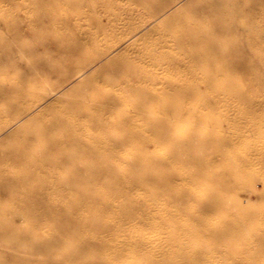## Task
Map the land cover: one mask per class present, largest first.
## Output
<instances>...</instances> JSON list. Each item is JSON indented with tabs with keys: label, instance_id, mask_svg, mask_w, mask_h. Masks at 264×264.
<instances>
[{
	"label": "bare ground",
	"instance_id": "6f19581e",
	"mask_svg": "<svg viewBox=\"0 0 264 264\" xmlns=\"http://www.w3.org/2000/svg\"><path fill=\"white\" fill-rule=\"evenodd\" d=\"M177 3L178 1L174 2L168 10L173 7L175 10ZM166 4V0L158 1L147 9V13L157 20L161 17L158 10ZM241 4L248 6L245 2ZM140 6L145 7L143 3ZM51 8L52 3L41 1L42 14L46 20L57 17L62 21L65 19L63 15L56 14L57 9ZM204 8L205 10L195 12L182 8L174 15H181L182 22L188 21L190 16L201 22L211 12L216 17L225 18L226 12H220L218 4H205ZM257 10L262 11L259 8ZM12 12L18 14L19 9L15 6L9 9L5 18L9 24L14 21ZM239 26L238 30L247 32L250 36L240 45L230 36L227 39L228 50L231 51L230 54L235 52L240 56L251 55V59L238 63L236 69L251 68L253 72L251 75L244 73L239 78H232L228 69L221 65L223 60L217 57L216 49L222 41L209 42L205 29L179 24L176 31L172 32L175 44L166 46L169 56L160 62L157 60L156 46H136L137 37L145 29L144 25L138 26L131 37L128 35L129 38L122 41V48L118 52L110 53V60L117 61L125 49L133 47L139 57L150 55V63L153 65L174 63L179 70H183L189 64H179L182 57L177 48L182 46L198 51L196 61L208 64L204 72L209 76L221 75L225 78V82L221 84L208 79L204 89L196 84V76L193 74L186 84H178L168 79V90L164 92L148 91L147 83L141 84L142 80L141 83L131 82L128 78L100 73L98 69H93L99 61L98 56L91 54L92 52L85 55L92 33L87 35L88 39L74 38L68 42L58 59H36L33 63L38 67L35 70L34 66H19L25 52L32 50L31 46L17 43V33L1 30L0 214L6 212L2 201L5 195L21 196L22 188L31 187L32 195L35 196V189L41 185L44 191L41 199L45 203L43 209L35 213L47 219L43 222H30V234L43 233L45 241L37 252H42L47 259L38 263L31 249L28 254L21 251L24 237L17 221L22 220L25 212L17 210L12 212L16 219L7 218L4 223L0 221V264H77L85 254L74 252L76 245L67 243V238L76 234L80 235L82 247L93 250V260L86 264H125L120 261L125 256L133 259L130 264H264V206H243L238 196L249 185V169L258 167L260 172L256 179L264 180V27H254L253 22H241ZM217 28L227 30L229 27L220 24ZM200 44L204 46L199 47ZM129 62L130 67L136 66L133 60ZM142 64L146 65L143 62ZM25 69L26 72L22 71ZM10 70L20 75L12 78L9 75ZM99 76L103 78L107 88L102 92L92 88L87 95L92 101L102 104L104 112L118 108L126 97L134 98V110L118 122L127 131V135L116 138L108 147H104L101 143L91 144L85 140L79 132L78 119L72 115L42 123L43 113L53 106V103L46 104L50 96L60 93L69 83L80 77L84 81L93 82ZM239 81H244L246 86L237 85ZM43 87L49 88V91L45 89L47 93L34 99L31 93ZM73 88L76 91L78 86ZM162 97L176 99L175 106L181 115H188L187 123L178 125L165 115L163 121L166 127L163 129L150 121L148 124L134 123L135 119L145 118L149 114L148 104L151 101ZM190 98L195 103L186 100ZM18 100H25L32 105L22 107L18 115L10 116L9 108ZM68 104L71 109L83 105V102L75 100L68 101ZM59 127L73 136L70 145L78 148L76 152L80 160L90 156L94 158L87 164L85 171L73 169L67 180H37L34 186H29L23 177L11 175L16 168L25 166L45 172L47 162L54 161L51 142L45 135L47 130ZM7 130L10 131L5 132ZM173 131L174 134L167 139L166 134ZM19 137L21 141L14 143ZM135 138L139 146L137 151H125V144ZM148 142L153 144L152 151L145 147ZM74 159L69 156L66 161L72 165ZM186 164H191L192 167H187ZM219 165L226 170L219 171ZM163 167H172L175 171L166 174L161 170ZM123 169L125 170L122 171ZM100 172L112 177L113 180L110 181L115 182L116 186L92 185V181L99 180L100 175L102 176ZM51 176L52 172H48L43 177ZM83 178L92 180L84 183L86 180H80ZM174 180H179V183L174 184ZM52 192L59 195L57 201L50 199ZM68 192L73 195L71 202L65 200ZM112 194H120L125 198L135 196L136 200L129 202L124 198L122 201H108L107 197ZM162 197L165 202H162ZM95 202L100 205L91 211ZM188 202L195 204L196 208L184 212L176 206L177 203ZM84 209L91 212L83 215ZM136 211L139 214L135 219L132 215ZM210 211L221 213L222 219L207 215ZM104 212H115L117 219L108 224L98 221ZM252 218H256L259 224L251 225ZM68 219L73 226L70 231L66 228ZM133 226L150 230L153 236L140 238L137 233L122 236L125 231L130 232L128 228ZM87 231L94 232L92 235L95 238H87ZM102 231L107 234L100 236ZM190 240L193 243L188 244ZM56 247L62 248L63 252L53 254ZM165 256L171 257L170 262Z\"/></svg>",
	"mask_w": 264,
	"mask_h": 264
},
{
	"label": "rangeland",
	"instance_id": "374dc122",
	"mask_svg": "<svg viewBox=\"0 0 264 264\" xmlns=\"http://www.w3.org/2000/svg\"><path fill=\"white\" fill-rule=\"evenodd\" d=\"M41 1L52 3L51 9H57L56 14L58 16L63 15L65 19L62 21V19H58L57 17L54 19L46 20L42 14L43 11L41 10ZM158 1L161 0H68L67 2L63 0H0V31L3 30L4 32H9L11 34L15 32L18 34H16L17 43L19 42L26 44L29 47L31 46L32 50L26 51L25 55L20 61L19 66L21 68L29 65L34 66V69L37 68L38 66H36L33 62H35L38 58L49 57L58 59L61 53L64 52L65 45L68 42L72 41L74 38L88 39V36L92 33V36L90 35L89 37L91 38V40H89V44L87 43V51H85V55H88L92 52L91 54L98 56L99 61L97 65L93 67V69H98L100 73L128 78L131 82L138 81L141 83L142 80L141 84L147 83V90L151 92L167 91L168 79L174 80L178 84H186L192 74L196 76V84L199 85V88L201 89L205 88V84L208 79L218 84L224 83V76H209L204 72V70H206V68L208 67V64L198 63L196 61V57L198 56L197 50L184 48L182 46H179L177 48L179 55H181L182 57V60L179 62V64H189L188 66H184L183 70H179L177 65L174 63H163L162 66H160L161 64L153 65L150 63V55L147 54L139 57L138 53L135 52L136 50H134L133 47L125 50L123 49L124 54H122L119 59H117V61L110 60V53L118 52L119 48H122L121 46L124 42L123 40H125V38L127 39L131 37L132 33H134V31H136V29L140 25H144L145 29L144 32H141V36L139 35V37H137L136 40L138 41V43L135 40L137 44L135 45L138 48L143 46H156L157 60L160 61L168 58L169 53L166 51V46L175 44V38L172 35V32L176 31L178 25L182 23L187 27H199L201 29H205L207 31V39L209 40V42L215 40L222 41L220 43V46L216 49V55L219 59L223 60L221 65L225 66L228 69V72L232 78H239L244 73L249 75L253 73L251 68H241L242 70L236 69V65L238 63H242L244 60H249L252 58V56L248 54L240 56L235 52L230 54L231 51L229 52L228 50L229 48L227 45V39L230 36H233L235 43L240 45L248 36H250V34H247V32L238 30L241 22H253L254 27H264V19L262 18L264 17V0L263 2L262 0H238L240 3H247L248 8L246 7V5H240L239 2L232 3L229 0H227L226 2L225 0H166L167 4L164 6L162 5V7L158 10L159 14H161V17L155 20L147 13V9L154 6ZM177 1L178 3L175 10L174 7L173 9L168 10V8ZM209 1L210 3H208ZM141 3H143L145 7L140 6ZM205 4H218L219 11L221 12L222 10H224L222 13L226 12L224 15L225 18L216 17L213 12H211L206 19L200 22L198 18H195L194 16L192 17L190 16V14L189 20H184L183 23L180 17L181 15H174L180 12L182 8H189L193 12L200 9L205 10ZM232 5L233 7H231ZM13 6L19 9V13L17 14L16 12H12L14 14V21L12 24H9L5 18L9 13V9ZM256 6L257 9L259 8L262 11L260 12L259 10H257L255 8ZM228 11L230 14L228 13ZM253 13L256 15H253ZM113 20L116 23H114ZM220 24L224 25L226 28H229L227 30L217 28ZM230 29L232 30L229 31ZM94 32L95 34H93ZM93 39L95 40V42ZM161 45H163V47ZM203 46L204 44L199 45V47ZM127 51L129 53H127ZM139 58H141L142 60H139ZM130 60L134 61L136 65L135 67H133V65L130 67ZM141 61L143 63H146V65H143ZM22 71L26 72V69ZM134 73H137L138 75H135ZM9 75L13 78L16 75H20V73L15 72L14 70H10ZM83 77L73 80L65 88H63L60 93L49 97L46 104L53 103V106L50 108V110L43 113L41 121L42 123H45L47 121H53V119L55 118H64L66 115H72L78 119L79 132L83 134L85 140H88L91 144L101 143L102 146L108 147L111 141L127 135V131L118 122L127 113L134 110V98L131 96L129 98L126 97L118 108L110 112H104L103 105L97 101H92L87 93L90 94L92 88H96L97 92L104 91L107 88L105 81L101 76L96 78V80L93 82L84 81ZM145 80H147V82ZM236 84L240 85L241 87L246 86V83L244 81H239ZM74 86H78V89H76V91H74ZM71 88H73V90ZM45 89L49 91V88L43 87L35 90V92H32L31 96L34 99H38L39 96L44 95V93L48 92ZM84 95H87L86 97L88 98H86ZM33 98L32 100H34ZM75 100L80 101L81 103L83 102V105L80 104L69 109L68 101ZM186 100L191 103H195V100L192 98ZM175 101L176 99L171 97H162L157 100L151 101L148 104L150 110L149 114H147L145 118L135 119L134 123L145 122L148 124V122L150 121L154 122L159 128L163 129L166 127V124L163 121L164 115L167 116L170 121L174 123L176 122L178 125L187 123V121L189 120L188 115H181L180 110L177 106H175ZM31 105V103L25 102V100H18L16 103L11 104L8 114L10 116L18 115L22 107ZM88 107L91 108L89 109ZM165 111H167L166 114H164ZM23 130L26 129L23 128ZM9 131L10 130H7L5 132ZM174 132L175 131L167 133L166 138L168 139L169 137H171ZM45 138L51 142L50 148L54 157V161H51L49 163L47 162V164L45 165L47 172L46 170L44 172V170L42 169H36L26 166L16 168L15 170H13V172H11V175L20 178L23 177L25 180H27L29 186H34L37 180H67L69 174L73 169L85 171L87 164L91 160H94V158H91V156L87 157L84 160H80L78 153L76 152L78 148L75 149L76 147L70 145V141L73 136L68 134L63 128L59 127L47 130ZM136 139L137 138L125 144L124 150L128 151L129 153L137 151L139 146ZM20 141L21 137L14 140V143L17 144ZM145 147L149 151H152V142L146 143ZM194 154L198 155L197 152H195ZM69 156L75 158L72 165H70L66 161V158ZM186 165L187 167H192L191 164ZM217 169L219 171L226 170L221 165H219ZM124 170L125 169H123L122 171ZM161 170L166 174L173 173V171H175L172 167H163ZM248 171L250 172L249 175L251 176L248 183L249 185L246 186V189L244 191L238 194L239 199L242 201L243 206L254 205L255 207H262L264 206V180L256 179V177L258 176L257 174H259L260 172V169L258 167H253ZM48 172H52V176L44 178L43 176ZM100 174H102V176L100 175V177L98 178L99 180L92 181V185L98 187L116 186L115 182L110 181L113 180L112 177L108 175L105 176V172H100ZM80 180H86L84 183H87V180L92 179L83 178ZM175 183L178 184L179 180H174V184ZM32 192L33 191L31 187H28L24 189L22 188L21 196H2V201L6 206V212H4L2 215L0 214V221L4 223L7 222V218L12 220L16 219L17 217L12 214L13 211L20 210L25 212V216L22 218V220L20 219V221H17L22 237H24L23 247L21 251H23V253L25 254H28L29 250L31 249L35 261H37L38 263H43L47 259V257L42 252H37V250L38 248H40L41 244H44L45 238L43 233L34 235L30 234V232H32L30 231L32 230L30 227V222H43L45 219H47L43 217V215L40 216L35 213V211H41L44 207L45 202L41 199L44 191L41 185H38V187L35 189V196L32 195ZM224 196L226 197L227 195ZM58 198L59 195L57 193L52 192L50 194L51 200L57 201ZM107 198L108 201H122L125 197L120 194H112ZM72 199L73 195L68 192L65 196V200L67 202H71ZM125 199L129 202H133L136 200L135 196H130L128 198L126 197ZM161 200L162 202H165L163 197L161 198ZM98 204L99 202H95V206H93V208H91L90 210L93 211L94 209H96V206ZM170 205L172 204L170 203ZM176 206H178V208H180L184 212L196 208L195 204H193L192 202L177 203ZM85 209L82 210V213L83 215H88L91 211L89 209L88 211ZM138 214L139 212L136 211L132 215V217L136 219ZM206 214L215 219H222L223 217L221 213H217L214 211H210ZM4 218L6 219L4 220ZM116 219L117 217L115 212H104L102 213L98 221L108 224L109 222H113ZM68 223L69 224H67L66 228H68L69 231L73 230L70 219H68ZM257 224H259V221L256 218H252L251 225L256 226ZM46 231H48V229ZM128 231L130 232L125 231L122 236H126V234L129 233H137L138 237L140 238H149L153 236V233L150 232V230L143 229L142 227L140 228L137 226H133L131 228H128ZM92 234H94V232L92 231L85 232L87 238H95ZM106 234V231H102L100 236ZM182 234L183 233H181V235ZM159 235L165 236L166 234ZM67 243H69L70 245H76L74 248V252H82L85 254L84 257L77 261V264H86V262L93 260V250L89 247H82L80 245V235L76 234L68 237ZM190 243H193V240H190V242H188V244ZM214 249L215 248H212V250ZM59 252H63L62 248L56 247L53 249V254H58ZM164 258L169 262L171 260L170 256H165ZM120 261L121 263L130 264L133 262V259L125 256Z\"/></svg>",
	"mask_w": 264,
	"mask_h": 264
}]
</instances>
